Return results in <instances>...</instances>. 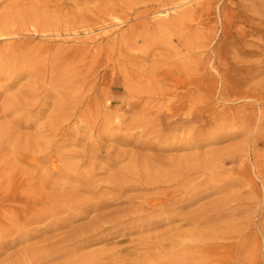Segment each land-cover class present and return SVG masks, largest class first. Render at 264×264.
Returning a JSON list of instances; mask_svg holds the SVG:
<instances>
[{"label": "rangeland", "instance_id": "374dc122", "mask_svg": "<svg viewBox=\"0 0 264 264\" xmlns=\"http://www.w3.org/2000/svg\"><path fill=\"white\" fill-rule=\"evenodd\" d=\"M11 7L14 8L10 10ZM3 15L10 21L0 28V48L11 51L7 49L10 58L0 67L7 69L9 65L11 69L3 75L0 71V88L1 84L11 82L16 85L2 93L0 104L5 96L20 97L24 105L17 114L33 122L26 127V122L16 116L0 118V133H5L0 148L5 151L10 150L6 146V132L22 135L24 140L25 135L32 137L37 133L51 138L62 122L71 137L62 150L73 156H69L70 162L84 160V166L105 163L104 159L90 155L84 159L76 155L84 153V149L102 156H115L120 151L174 155L193 152L175 149L171 144L167 145L169 150L162 151L140 147L144 141L156 139L157 133L147 130V126L157 121L162 122L164 130L179 137L194 133L221 135L224 128L231 127L229 122H223V117L228 120L225 113L231 115L237 126L245 124L243 117L248 113L251 122L257 120L255 128L250 127L253 136L261 131L257 125L264 112V99L256 86L264 75L258 73L238 84L235 79H245L247 73L239 69L243 60L261 59L260 55L240 58L237 52L259 40L253 20L264 21V0H0V16ZM216 51L226 58L223 64L217 63ZM63 55L68 57L70 80L79 81L74 84L66 107L57 105L66 102L61 79ZM9 72L19 74L13 78ZM222 76L229 79L226 89ZM200 87L206 93L204 96L188 95ZM229 91L235 95H227ZM243 91L247 98L240 96ZM202 102L205 103L201 105ZM205 105L207 111L203 113ZM30 106L32 110L28 112L26 108ZM40 109L42 114L36 118ZM169 110L181 114L166 115ZM67 112L68 121L64 123ZM191 113H197V121H190L194 116ZM211 115L217 117L216 123ZM215 124L224 127L217 131ZM79 137L81 143H73ZM248 137L241 133L218 142L205 140L197 151L226 148L232 154L241 146L247 151L255 143ZM258 142V149L263 151L264 138ZM253 155L237 152L236 160L228 162L217 174L229 177V170L251 164ZM128 163L124 160L120 165ZM251 169L250 166L248 176L254 181L251 190L245 179L234 186L226 185L228 192L249 204L217 221L228 225L226 238L216 242L223 246L215 255L217 263L240 264L237 254L244 249L243 261L251 264L248 250L256 247L257 263L264 264V180ZM249 191H256L258 198L249 201ZM222 195L205 197L199 203ZM6 250L0 260L14 249Z\"/></svg>", "mask_w": 264, "mask_h": 264}, {"label": "bare ground", "instance_id": "6f19581e", "mask_svg": "<svg viewBox=\"0 0 264 264\" xmlns=\"http://www.w3.org/2000/svg\"><path fill=\"white\" fill-rule=\"evenodd\" d=\"M9 21L6 16H0V28L7 26ZM253 26L257 28L255 34L259 40L240 48L237 57L260 55L261 59L243 60L239 69L247 74H244L245 79L236 78V84L245 83L258 73L264 75V21L253 20ZM7 49L11 51L0 48V64L4 66L5 59L10 58L6 55ZM215 57L218 64L226 60L221 52L216 51ZM60 62L64 66L61 79L66 102H57V105L66 107L73 96L74 84L79 81L70 80L66 55ZM6 68L11 69L9 65ZM7 69L0 67L2 75L8 72ZM18 74L9 72V77L16 78ZM222 77L226 89L229 79ZM15 85L14 82L1 84L0 97ZM259 85L256 89L261 91L264 99V76ZM193 94L201 98L206 93L200 87L188 95ZM226 94L235 95L232 91ZM241 94L248 97L244 91ZM21 105L24 103L20 97L5 96L0 104V118L16 116L22 123L26 122V127H31V119L17 114ZM28 107L27 111L31 112L32 106ZM206 107L203 113L207 111ZM248 109L246 106V111ZM37 114L36 118H39L42 110ZM179 114L181 112L169 110L166 115ZM225 114L228 120L223 117V122H229L231 127L224 128L221 135L194 133L190 137H179L164 130L161 121L146 125L147 130L157 133L156 139L144 141L140 147L162 151L169 150L167 145L171 144L175 149H193L190 154L120 151L115 156H102L97 151L89 154L84 149V153L76 155L83 159L90 155L105 161L104 164L91 162L85 166L84 160L70 162L72 155L62 150L71 141L63 122L51 138L37 133L32 137L25 135L24 140L22 135L6 132V146L10 150L0 148V256L6 249L14 250L6 254L0 264H224L215 261V255L223 247L216 242L226 238L228 225L218 222L249 204L230 193L232 191L228 192L226 185L234 186L245 179L251 190L254 181L248 176L250 166L264 180V150L257 147L258 140L264 138V112L257 125V130L261 131L255 136L251 128H255L257 120L251 122L248 113L243 117L245 124L239 126L232 123L230 114ZM65 115L64 123H67L68 112ZM192 115L188 119L192 117L190 121H197V113ZM211 117L216 123L217 117ZM204 125L207 123L203 128ZM215 127L218 131L224 126L215 124ZM241 133L255 141L250 150L241 146L232 154L226 148L197 151L205 140L218 142ZM3 139L5 133H0V141ZM81 140L79 137L72 141L78 144ZM130 143L140 144L138 141ZM237 152L254 154L251 164L240 170H229V177L217 174L228 162L236 160ZM124 160L129 163L120 165ZM237 173L240 174L238 177L235 176ZM249 192V201L258 198L256 191ZM220 193L224 195L199 203L205 197ZM236 203L238 205L234 207ZM262 204L264 206V201ZM248 251L249 262L258 264L257 248ZM243 252L244 249L237 256L242 258L240 264H247L241 256Z\"/></svg>", "mask_w": 264, "mask_h": 264}]
</instances>
